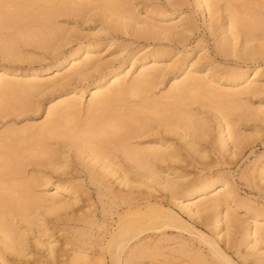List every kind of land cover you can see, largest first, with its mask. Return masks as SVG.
Returning a JSON list of instances; mask_svg holds the SVG:
<instances>
[{
  "label": "bare ground",
  "instance_id": "bare-ground-1",
  "mask_svg": "<svg viewBox=\"0 0 264 264\" xmlns=\"http://www.w3.org/2000/svg\"><path fill=\"white\" fill-rule=\"evenodd\" d=\"M191 4L231 65L186 50ZM45 96V120L23 123ZM249 122L264 124V0H0V264L54 261L46 216L78 203L84 176L109 199L108 264L160 245L264 264V206L225 169L264 130ZM240 178L264 196V153Z\"/></svg>",
  "mask_w": 264,
  "mask_h": 264
},
{
  "label": "rangeland",
  "instance_id": "rangeland-1",
  "mask_svg": "<svg viewBox=\"0 0 264 264\" xmlns=\"http://www.w3.org/2000/svg\"><path fill=\"white\" fill-rule=\"evenodd\" d=\"M190 8L193 10H188L187 12L197 18L199 27L193 42L186 48V50H189L193 44H196L201 40L202 42L200 44L202 47H206V50H200L198 55H202L206 53V51H209L216 64L224 66L231 65L232 63L229 62V60L222 58L219 54L216 55L213 37L210 36L209 30L204 27V17L200 12L195 11L196 6L194 4H191ZM130 48H138V45L135 44L130 46ZM137 72L138 71H135V74ZM90 96L91 94L87 93L85 99H89ZM46 98L47 97L45 96L40 111L34 114L32 112L27 113L26 116L30 117V120L23 123H38L45 120L48 107V100H46ZM254 106H257V104ZM250 125L262 126L264 124L259 122H249L248 125L243 127V129L247 131L245 134L251 133ZM249 143L252 144L247 145V148H244L237 158L231 160L229 164H226L225 169L234 175V182L238 196L245 200H254L255 205L261 207L264 206L263 194H261V192L249 181L240 178V175L242 172H248V170H251L258 156L264 153V130L254 142ZM201 144L205 145V142L202 141ZM214 158L215 156L208 160L212 161ZM186 168L188 172H192L191 177L195 176V173L198 171L195 166H188ZM83 179V184L85 185L84 190H87V193L83 191L84 194L80 195L78 203L58 209L57 212H55L56 214H47V220L51 222L53 227L52 232H54V239H58V249L52 263L48 262L43 254H40V262L38 264H108L107 262L109 261V258L102 256L100 247L103 240L102 237L106 232L108 225L111 223V220L108 221L105 219L106 216H111L110 213L104 211V202H108L109 199L106 197L107 199H104L103 202L101 200L102 198L97 194L96 185L92 184L89 178L85 176ZM106 208H110L108 203L106 204ZM111 210L115 212L114 208ZM239 212L241 214L245 213L243 210H240ZM113 216H115V219L117 218V215ZM94 221H97L98 223L93 224ZM45 239H48V237ZM159 247L161 248L159 249L158 247H155L150 255H145V258H136L137 260L135 259L134 263L189 264V261L193 258V255L188 252L184 253L181 250L171 251L166 249V245H160Z\"/></svg>",
  "mask_w": 264,
  "mask_h": 264
}]
</instances>
